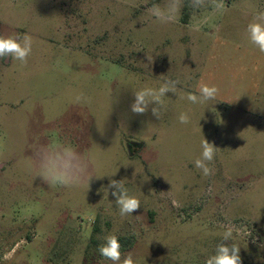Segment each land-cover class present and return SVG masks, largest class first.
I'll use <instances>...</instances> for the list:
<instances>
[{"label":"rangeland","instance_id":"374dc122","mask_svg":"<svg viewBox=\"0 0 264 264\" xmlns=\"http://www.w3.org/2000/svg\"><path fill=\"white\" fill-rule=\"evenodd\" d=\"M261 13L264 0H0V36L27 50L0 58V264H205L233 244L264 264V52L247 31ZM122 195L140 208L121 213ZM110 235L118 262L99 252Z\"/></svg>","mask_w":264,"mask_h":264},{"label":"clouds","instance_id":"9594fccd","mask_svg":"<svg viewBox=\"0 0 264 264\" xmlns=\"http://www.w3.org/2000/svg\"><path fill=\"white\" fill-rule=\"evenodd\" d=\"M222 6L223 5H220L219 7ZM178 8L179 6H176L170 10H167V13L174 17L175 13L178 11ZM152 11L153 14L156 15L157 17H160L165 14V12L161 11L158 7H154ZM261 20H264V13H261L253 22L248 24L247 31L250 32L251 34V42L254 45L258 46L260 52H264V23L259 22ZM6 52L14 53L15 54L14 58H23L27 54V50L22 48L20 43L17 42L12 37L5 39L4 37L0 36V58H2ZM147 91L149 90L139 91L135 93V102L131 106V110L133 113L143 114L145 112V107H142L141 105L144 103V95L146 94ZM166 91H168V89L161 88L160 94L163 95V93ZM199 91L204 96L215 98L218 89L215 86L210 87L206 84H202L199 87ZM187 98L193 101V103L195 102L196 99L193 93H187ZM180 122L187 123L183 115L180 117ZM201 147L203 148V153H202L203 159L212 161L213 154L216 151L213 145L209 144V142L206 139H204L202 141ZM196 167L203 168L205 176L209 175L210 169L203 164L202 160L200 159L196 160ZM112 183H116V182L112 181ZM116 203L120 207L121 213H125V212L132 213L134 210L140 208V202L135 197H128L122 195L121 197L118 198ZM173 206H176L175 201H173ZM106 240L107 243L99 247V252L101 256L110 259L113 262L120 261L121 245L117 237L115 235H110L106 238ZM213 262L214 264H242V260L240 256V248L237 245L233 244L230 253L228 247L223 245L219 246L217 255L213 256L211 259L206 260L205 264H213ZM123 264H134L132 256L128 255L124 259Z\"/></svg>","mask_w":264,"mask_h":264},{"label":"trees","instance_id":"16d2710c","mask_svg":"<svg viewBox=\"0 0 264 264\" xmlns=\"http://www.w3.org/2000/svg\"><path fill=\"white\" fill-rule=\"evenodd\" d=\"M119 241V243H121L122 241L121 240H118Z\"/></svg>","mask_w":264,"mask_h":264}]
</instances>
